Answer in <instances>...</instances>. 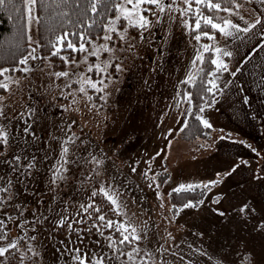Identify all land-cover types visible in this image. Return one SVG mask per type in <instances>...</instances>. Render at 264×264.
Instances as JSON below:
<instances>
[{"label": "rangeland", "instance_id": "rangeland-1", "mask_svg": "<svg viewBox=\"0 0 264 264\" xmlns=\"http://www.w3.org/2000/svg\"><path fill=\"white\" fill-rule=\"evenodd\" d=\"M33 11L36 15V8ZM242 15L249 23L259 16L262 23L248 33H236L234 38L221 35L211 42L233 55L224 57L229 71L218 74L217 83L222 91L216 93L210 104L203 106V113L199 112V108L194 109L193 104L190 106L181 102L177 106L174 99L177 91L185 90L179 83L185 78V73H196L190 64L196 42L188 35L179 18L170 25L165 22L153 28L151 34L145 32L144 40H140L136 30H129L130 35L136 37L131 41L135 47L116 52L125 71L113 73L114 82L107 89L110 95L106 101L98 98L101 94L89 90V95L94 97L92 102L77 93V103L72 105L73 97L65 98L71 91L64 88L65 78L57 79L48 74L66 70L57 57L51 58V68L48 61H30V64L40 67L27 74H7L20 80V83L11 84L10 92L0 90V95L5 97L6 115L17 117L11 123L12 137L7 156H0V161L12 160L15 154H21L28 157V160L22 161L26 165L33 155L36 157V167L28 171L21 168L13 173L9 164L0 163V176L5 177L0 184L10 178L11 191L15 194L0 210V219H4L11 229L9 238L23 236L25 231L27 236H36V240L30 243L40 256L32 257L29 253L31 259H26L24 264H71L69 255L61 256L64 245L60 241L68 243L67 226L56 228L55 221L66 202L70 205L69 212L75 213L76 205L87 202L93 187L98 188L101 182L111 184L122 192L120 199L127 203V216L115 215L116 220L131 217L138 232L143 234L144 230L147 231V239L141 247L155 251L162 245L169 250L163 258L162 253H156L157 264H163L164 259L171 264H217L218 261L222 264H241V255L235 259L230 252L236 244L225 241L228 223L225 219H235L241 214H226L225 210H230L231 204L238 205L236 207H240L239 204H264L261 191L264 189V3L252 0L245 4ZM231 18L244 26L243 21ZM27 28L33 40L40 38L37 25L33 24L31 31L28 25ZM200 43L206 42L201 40ZM121 46L127 48V44L117 45L118 48ZM31 47L35 44H29V51ZM161 48L163 55L159 51ZM39 52L44 56L50 55L45 48L39 49ZM75 55L80 59L81 54ZM237 68H240L239 72H236ZM232 72L236 75H231ZM77 87V84L72 85L73 89ZM93 102L97 108L89 111ZM29 109L34 110L29 122L38 140L17 132V127H24L19 114L25 113L24 118L27 119ZM189 109L191 114H188ZM196 115L202 116L212 127L207 128L203 138L184 140V125ZM72 121H76L72 130L79 137L76 145L71 146L76 154L72 159L77 162L70 165L68 179L59 182V187H56L50 185L48 171L59 152V144L52 137H64L62 127L66 130ZM227 142L233 143V146H228ZM242 149H247V153L237 155ZM89 153L103 163L97 166L77 159ZM46 155L48 160L44 159ZM146 161L151 163L147 178L143 175L149 167ZM132 167L137 169L135 173L131 171ZM29 171L31 175H28ZM21 172L24 174L21 175ZM89 175L91 180H85L84 177ZM152 176L156 177L155 181L150 179ZM206 184L208 187H204ZM180 185H199L193 189H202L205 193L200 206L176 208L172 204L170 194ZM5 195L0 193V196ZM17 204L20 209L15 207ZM20 210H24L23 217H20ZM8 216L20 217V220L29 223L24 229L17 228L20 220L8 221ZM45 216L48 219H43ZM37 218L41 222L34 223ZM90 224L91 221L88 225L74 227L86 228ZM217 224L219 233L212 229ZM108 234L109 231L105 232V235ZM82 235L84 244L76 242L73 247L84 248L86 245L92 252L111 255L107 241L95 229ZM215 236L218 241H214ZM71 240L76 241L75 233L71 235ZM97 240L100 244L95 243ZM20 243L23 246L25 241ZM13 253L8 255L7 264H20V253L15 250ZM246 262L264 264V260ZM105 264L119 262L106 258Z\"/></svg>", "mask_w": 264, "mask_h": 264}, {"label": "snow or ice", "instance_id": "snow-or-ice-1", "mask_svg": "<svg viewBox=\"0 0 264 264\" xmlns=\"http://www.w3.org/2000/svg\"><path fill=\"white\" fill-rule=\"evenodd\" d=\"M48 2V0H0V11L11 9L15 12H20L21 8L17 7L18 4L22 5L25 9L26 15L23 17L26 19L29 31L33 24L37 25L36 31L39 34L40 17L35 15L34 9L38 4L42 7ZM71 0H50L51 4H55L57 7L60 5H67ZM252 0H84L87 5L86 11H90L94 17L101 18L98 22L97 19H92V23L88 24L86 30L83 31H63L60 34H54L53 38L48 39L46 43H41V39L37 38L33 40L32 36H28V43L30 45L35 44V47H31L27 55L22 56L16 65L12 68L0 67V90L4 92H10V85L15 83L19 84L20 80L15 79L13 76L7 75L8 73L21 72L24 74L35 71L39 65L35 63L38 60L48 61V67L51 68V58H59L65 65L66 70L59 72H50V76H54L57 79L65 78L66 83L64 88L71 89L65 96L73 97L71 104L77 103V93L82 94L83 98L88 102H92L94 97L89 95V90H93L99 95L100 100H107L110 93L107 89L110 84L114 82L113 73H120L125 71L122 67V61L120 57L116 56L117 51L131 50L135 45L131 42L136 37L131 36L129 30L134 29L138 32L140 40H144L145 32L151 34V30L157 26H162L163 23L169 25L174 23L179 18L181 25L187 30L191 39L196 42L193 46L194 55L190 61L191 67L196 69V73L187 71L185 78L179 81L184 85H195L196 74L201 73L199 87L202 92L210 94L215 98L217 92L222 91L220 85L217 83L220 73L229 71V66L224 61V57H232L233 53L227 49L218 47L215 43L201 44V40L206 38L209 41H216L215 33L221 34L225 38H234L236 33H248L251 29H254L257 25L262 23L259 16L254 19V22L249 23L245 16L242 15V11L245 10V4L251 3ZM264 3V0H261ZM79 6L80 0H76ZM254 11V10H252ZM220 12L227 13L228 16L218 15ZM178 14V16H177ZM67 16L68 13H62ZM165 17L167 20L165 21ZM231 17H236L238 20L244 22L242 27L239 23L234 22ZM154 18V19H153ZM97 27V31L93 32V27ZM118 44H127V48L123 46L117 47ZM45 48L49 51L50 55H41L39 49ZM163 55V48L159 50ZM64 52H69L70 55H62ZM76 53L81 54L80 59L76 58ZM206 53H214V56L206 57ZM210 64L214 66L205 71L203 67H197V65ZM23 65V67H19ZM163 65L161 64V69ZM43 71V68H40ZM240 68L236 69L239 72ZM236 72H232L231 75L235 76ZM75 77V79H73ZM26 78V77H24ZM77 84L78 87L73 89L72 85ZM203 97H201L202 99ZM177 102V106L181 102L192 105L193 93L189 90L183 92L177 91L174 97ZM5 97L0 95V156H7L8 148L10 147V138L12 137L11 123L12 120L17 117H8L5 113ZM247 103V98H245ZM207 103V101H205ZM88 105L86 104V107ZM93 108H97V105L93 102L89 107V111ZM79 111V109H75ZM199 112L203 113L205 108L199 107ZM34 114L33 109H29L25 119V113L19 114V119L23 121L24 127L20 129L17 127V132L22 136H32L34 140H38L35 132L32 131V124L29 122L31 116ZM188 114H191L189 109ZM195 118L206 128H211L212 125L200 115H196ZM7 120L8 123H3ZM76 121H72L66 126L65 136L62 138L52 137L57 140L59 144V152L48 169L50 173L49 183L59 187V182H63L68 179V173L71 172L70 165L75 164L77 160L72 159L75 156V152L72 151V145H76V141L79 137L76 136L72 130L73 124ZM184 127H187L185 124ZM71 133V134H69ZM27 142V141H25ZM79 147V146H77ZM159 155V153H157ZM48 160V156L44 157ZM77 159L83 160L85 163H95L97 166L103 163L102 160L97 159L96 156L91 153L85 157H78ZM152 159H155L153 157ZM23 160H28L27 156L21 154H15L12 160L4 159L0 163L9 164L13 173L20 171L21 168L24 171H28L36 167V157L33 155L26 165L22 164ZM149 165L148 169L143 173L147 178L148 172L151 171L150 161H146ZM136 168L132 167L131 171L136 172ZM95 171V169H93ZM24 173L21 172V175ZM100 175V173H96ZM31 175V172H28ZM91 176H85V180H91ZM152 181H155L156 177H150ZM5 177L0 176V181H4ZM215 183V182H211ZM152 185L150 184L149 187ZM159 187V185H157ZM199 185H180L174 188V193H179L182 190H192ZM208 187V185H204ZM12 181L9 178L6 183L0 184V193L6 194L0 196V210L2 206L8 201L14 198V193L11 191ZM123 195L118 189L114 188L111 184L106 185L101 182L99 187H93L90 195L87 197V202H79L76 205V212H69V204L66 202L65 207L58 213V219L55 221L56 228H64L67 226L68 243L60 241L64 245V251L61 256L67 254L71 258V264H105L106 258L109 260H115L119 264H157L156 253H162L166 255L169 251L163 246H159L153 251L152 249L141 247V243L147 239V231L144 230L143 234L137 231V228L133 226L131 217L125 219H112L109 218L107 213L103 212L100 205L96 203V197L100 196L105 199L110 205L109 211L113 212L117 217H126L127 203L122 202L120 197ZM55 198V197H54ZM159 198V197H158ZM133 202L135 198L133 197ZM192 203H187L184 207H194ZM17 209H20V205H15ZM247 206L245 205L244 208ZM244 208L241 211H244ZM23 211L20 210V217H23ZM20 217L8 216V221L20 220ZM48 219V217H43ZM86 228L74 227V225H88ZM41 222L39 218L34 223ZM27 220H20L16 224L17 228L24 229V226L28 224ZM95 229L101 237L107 241V247L111 249V255L107 252L95 253L91 249H87L72 245L76 242L84 244L83 232L89 233ZM35 231V228L32 229ZM104 230H109V234L105 235ZM11 229L8 228V223L4 219H0V264H7V258L9 254L15 252L20 253V264H24L26 259H31L28 256L31 253L32 257H39L40 253L36 251L33 244L30 241H35L36 236H27V232L23 236L15 238L10 237ZM75 233L76 241L71 240V235ZM119 234L116 236V234ZM171 235V234H169ZM115 237V238H114ZM24 240L25 244L22 246L20 241ZM96 244H100V241H95ZM175 247H179L176 245ZM191 247V245H189ZM87 249V250H86ZM60 252V249H57ZM176 255V253H173ZM121 257L124 259L121 260ZM180 260H183V256H180ZM163 264H171L166 259L163 260ZM222 264V262H217Z\"/></svg>", "mask_w": 264, "mask_h": 264}, {"label": "trees", "instance_id": "trees-1", "mask_svg": "<svg viewBox=\"0 0 264 264\" xmlns=\"http://www.w3.org/2000/svg\"><path fill=\"white\" fill-rule=\"evenodd\" d=\"M17 7L21 8L20 12L12 11L11 9L0 11V67L12 68L16 65V62L27 55L29 52L28 43V28L26 19L23 17L26 15L25 9L22 5L18 4ZM87 5L84 0H80L79 6L76 0H71L67 5H60L57 7L55 4H51L50 0L42 7L40 4L36 6V15L40 17L39 35L42 37L41 43H46L48 39L53 38L54 34H60L63 31H83L86 30L88 24L92 23V19H97L98 22L101 18L94 17L90 11H86ZM68 13L67 16L62 13ZM218 15L225 16L226 13L220 12ZM97 27H93V32L97 31ZM216 37H220L221 34L215 33ZM206 43L209 41L206 38L202 39ZM206 57L214 56V53H206ZM197 67L205 68L207 71L214 66L210 64L200 65ZM203 74H196L195 85H184L185 90H189L193 93V106L194 109H198L201 106L210 104L213 101V96L201 91L199 82ZM3 77H0L2 80ZM216 96V95H215ZM201 97H203L201 99ZM207 101V103H205ZM187 127L182 130L183 139L187 141L195 140L197 138H203L206 135L207 128L197 120L195 116H192ZM205 193L202 189L182 190L179 193L172 192L170 194V200L172 204L179 208L187 203L193 202L195 206H200ZM96 203L101 206L103 212L107 213L109 218L116 219L115 214L109 211L111 205L102 197L97 196ZM109 230H104L107 232ZM119 234L117 233L116 236ZM115 238V237H114ZM124 258L121 257V260ZM149 264H151L149 262Z\"/></svg>", "mask_w": 264, "mask_h": 264}, {"label": "crops", "instance_id": "crops-1", "mask_svg": "<svg viewBox=\"0 0 264 264\" xmlns=\"http://www.w3.org/2000/svg\"><path fill=\"white\" fill-rule=\"evenodd\" d=\"M227 145L233 146V143L227 142ZM232 146L230 147L232 148ZM243 150L245 151L243 152ZM245 153H247V149H242L241 152H237V155H243ZM261 191L262 194H264L263 188ZM230 203H232V201ZM236 206L238 205L231 204L230 210H225L226 214H241L238 218L235 219H225V221L228 222L225 241L233 242L232 244H236V246H234L230 252L235 259L238 258V255H241V264H248L246 261L261 262L264 260V204L261 203L246 205V208H244L245 205L239 204L240 207ZM227 208L228 207H226V209ZM242 208H244V211H241ZM249 214L254 215L252 216ZM212 220L213 219H211V224ZM218 227L219 224L215 225L214 228H212L213 230H215V233H219L220 230L217 229ZM239 230L241 232H239ZM214 241H218V238L216 236Z\"/></svg>", "mask_w": 264, "mask_h": 264}]
</instances>
